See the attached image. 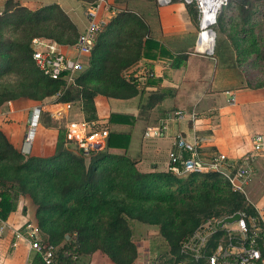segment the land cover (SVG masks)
I'll return each instance as SVG.
<instances>
[{
	"label": "trees",
	"instance_id": "1",
	"mask_svg": "<svg viewBox=\"0 0 264 264\" xmlns=\"http://www.w3.org/2000/svg\"><path fill=\"white\" fill-rule=\"evenodd\" d=\"M138 1L150 4L145 18L130 9L129 0H114V4H110L117 14L98 34L87 66L67 86L63 79L52 80L38 70L32 60L30 43L33 38L41 37L63 46L74 45L79 35L74 24L55 3L29 10L17 1L5 0L0 14V107L18 99L35 103L52 99L56 104L71 103L72 107L80 109L84 120L94 122L97 120V96L113 99L138 96L140 115L144 116L150 107L169 95L165 92L147 94L135 78H126L122 74L128 64L118 65L108 53L102 57L100 54L108 49L133 46L138 60L167 58L173 69L184 66L187 55L171 54L155 40L150 27L158 22L157 0ZM257 1L236 0L234 3L237 15L232 21L233 29L238 30V35H250L236 42L232 39L234 46L230 59L236 53L234 62L251 55L260 57L258 41L253 36L255 15L261 8ZM226 5L216 19L220 26ZM186 7L191 20L198 24L195 5L190 3ZM136 32L139 34L134 36ZM133 36L139 38L135 44L131 41ZM212 57L219 65L237 74L227 67V55L222 48L217 46ZM8 79L11 80L6 82ZM135 120L132 116L112 113L108 123L132 126ZM40 126L55 127L47 109L40 115L35 137ZM56 130L54 150L47 157L33 155L32 146L30 153L23 155L0 131V163L8 165L12 173V176H4L0 172V220L5 221L17 209L20 196L28 195L36 206L40 238L53 246L56 242L63 243L55 253L57 264H86L87 258L96 251L106 255L113 264L134 263L137 250L132 240L130 217L126 213H112L109 203L113 195L131 202L150 203L157 210L149 209L148 214L159 217L153 224L159 226L157 237L166 247L158 257L162 264H204L202 258H195L190 251L182 249L183 243L197 228L207 222L215 223L216 232L208 239L206 249L209 254L219 240L226 241L224 229L217 226L220 220L238 212L255 216L244 196L233 192L226 180L215 172L192 173L181 178L166 171L140 172L127 156L130 132L111 130L102 151L85 153L82 149H70L64 129ZM18 176L26 183L19 182ZM47 185L57 192L56 201L45 202L38 198V191ZM56 209L60 214L77 212L81 223L57 232L51 230L47 213ZM67 233L70 237L64 242ZM29 264H43L40 255L35 253Z\"/></svg>",
	"mask_w": 264,
	"mask_h": 264
},
{
	"label": "crops",
	"instance_id": "2",
	"mask_svg": "<svg viewBox=\"0 0 264 264\" xmlns=\"http://www.w3.org/2000/svg\"><path fill=\"white\" fill-rule=\"evenodd\" d=\"M4 2L0 0V14L4 9ZM90 2L19 0L20 5L29 10L57 4L79 34L87 25L84 11ZM108 2L114 4V0ZM157 5L158 22L152 23L150 27L155 40L171 54L187 55L185 64L173 69L167 58L140 59L139 65L132 71L135 75L132 76L137 78L140 88L147 94L165 92L169 96L150 107L144 116L140 115L138 96L130 99H105L97 96V120L94 123L110 131L130 132L127 156L143 173L166 171L167 155L178 133H182L187 139H191L195 134L201 137V154L205 158L215 153H223L229 159L238 160L250 150L251 136L264 133V86H236V82L232 80L237 76H233L232 71L220 67L212 55L195 51L198 28L191 20L187 4L174 0L165 5ZM61 47L68 55L75 52L73 45ZM37 105L31 100L18 99L0 107V131L18 150L21 149L31 111ZM175 110L195 113L197 119L194 125L189 116L181 119L167 118L168 114ZM112 113L132 116L136 120L132 126L127 123L111 125L108 118ZM74 119H83L80 109H76ZM161 121L165 127L161 137H144L148 127ZM51 129L40 126L32 145L33 155L47 157L53 153L57 130H53V138L50 139L48 136L51 135ZM259 163L263 162H255L254 177L259 170ZM254 177L248 187V197L255 215L264 220V193L260 194L257 178ZM35 222L29 213L23 214L22 205H17V209L10 213L5 221L0 220V264H29L35 252L29 249L24 240H19L15 248L11 247V243L17 229H22L27 223L35 225ZM222 228L225 233L230 232L238 237L235 224L224 225ZM86 264L113 263L106 255L96 251L87 258Z\"/></svg>",
	"mask_w": 264,
	"mask_h": 264
},
{
	"label": "built area",
	"instance_id": "3",
	"mask_svg": "<svg viewBox=\"0 0 264 264\" xmlns=\"http://www.w3.org/2000/svg\"><path fill=\"white\" fill-rule=\"evenodd\" d=\"M172 0H157L159 5H165ZM185 4L193 3L197 9L199 31L197 33L196 49L203 32L210 31L202 28L203 5L205 0H181ZM226 0L222 2L224 5ZM108 0H94L85 6L84 16L87 20L85 29L78 35L73 45L74 54L65 53L58 43L53 40L35 37L31 40L32 60L38 70L52 80L63 79L66 85L73 83L76 74L83 69L82 57L89 56L98 34L107 26L108 21L115 16ZM216 22V16L213 24ZM204 30V31H203ZM210 52V51H208ZM206 53L212 55L207 52ZM71 103L57 104L51 114L52 117L67 119L64 125L65 140L74 144L85 153L89 151H102L108 137L106 127H98L94 122L84 119H70L68 114L72 110ZM41 115L40 106H35L28 120V125L23 138L21 153L28 155L35 138ZM184 116L194 122L197 117L193 112L186 113L175 110L167 118L181 119ZM165 127L159 124L148 127L144 137L154 139L161 137ZM250 150L238 160L229 159L223 153H215L210 157H203V139L193 135L187 139L182 133L174 137L173 147L167 155L166 172L175 177H186L192 173L215 172L223 177L233 192L244 196L251 205L248 197V187L255 174V162L264 163V133H255L250 139ZM240 219L236 225V235L226 233V241L219 240L216 247L207 254L208 239L216 232L215 223L207 222L201 225L196 234L183 243L182 249L190 251L195 258H202L204 264H264V220L255 216H248L246 212H238ZM1 233V232H0ZM1 236V234H0ZM19 240H24L29 249L38 253L43 264H57L55 247L40 238L37 225L27 223L22 229L14 232V241L11 247L15 248Z\"/></svg>",
	"mask_w": 264,
	"mask_h": 264
},
{
	"label": "rangeland",
	"instance_id": "4",
	"mask_svg": "<svg viewBox=\"0 0 264 264\" xmlns=\"http://www.w3.org/2000/svg\"><path fill=\"white\" fill-rule=\"evenodd\" d=\"M5 1V0H4ZM19 3V0H14ZM174 1V0H172ZM175 1H181V0H175ZM249 2H255L256 0H248ZM183 2V1H181ZM234 3H236V0H226L224 5H221L216 13V19L219 16L220 11H222V7H224L226 4V9H224V12L222 14V24L221 26L217 24L216 22L211 25L210 29L212 30L214 34V42H213V48H212V54L217 46L219 48H222V52L224 55H227V67L232 68L234 71H237V75L232 72L233 76H237L236 79H233L232 81L236 82V86H256L260 84H264V1L258 0L257 4L260 5V11H258L255 15V30H254V38L258 41V50L260 53V57H257L255 55L249 56L247 59L234 62L233 59L236 57V53L233 54L232 58L230 59V56L232 55V48L234 46L233 40L236 42L239 40V38H242L244 35L239 34L238 30H234L232 26V21L236 17V11H234ZM49 5V4H48ZM46 6V5H45ZM129 6L130 9L141 16L145 18V13L148 12V9H150V4L148 2L144 1H138V0H129ZM43 7V6H42ZM150 11V10H149ZM117 14V13H116ZM115 14V15H116ZM237 21V19H235ZM197 33L199 31V23L197 24ZM127 30V28H125ZM129 29V28H128ZM134 30H137L136 28H133ZM134 36L138 35L139 33L136 32ZM249 34V33H248ZM132 37V42L135 44L138 41V37L134 38ZM250 36V35H246ZM123 37V36H122ZM132 43V44H133ZM233 45V46H232ZM198 50V48H197ZM200 52H207L198 50ZM108 56L112 58L113 61L117 62L118 65H124L128 64L127 69L122 71V74L124 77L129 78H135L137 79L135 75L132 73L133 69L136 68L137 65H139L138 57L135 52V48L132 46L131 48H124V49H108L105 53L100 54V57L102 56ZM89 56L82 57V63L83 68L87 66ZM134 61V62H133ZM220 67H223L219 65ZM11 79H8L6 82L10 81ZM137 82V80H136ZM99 97L107 99V97L99 95ZM38 106L41 108V116L44 110H48L51 114L53 113V110L56 108V103L53 102L52 99L44 100L43 102H38ZM76 112V106H73L72 110L69 112L70 119L74 118V114ZM68 114V116H69ZM51 119L55 122V129L52 128L51 135L48 137L53 138V130H56L57 128H63L66 123L65 117L64 118H57L56 116L52 117ZM108 132L110 131L108 128H106ZM35 140V139H34ZM49 141V138H47ZM34 142V141H33ZM49 146V145H48ZM77 147L74 144L70 143V149L75 150ZM21 151V149H20ZM0 172L3 173L4 176H12V173L8 170V165H3L0 163ZM261 174V175H260ZM257 178L258 186H259V192L264 193V164L259 163V170L257 171V174L254 177ZM259 178V179H258ZM18 181L26 183L21 176H18ZM38 198L42 199L45 202H52L57 200V192L54 189H51L48 185L42 187L38 191ZM22 205V212L24 209L23 214L29 213V215L36 221L35 219V210L36 206L33 204L32 199L26 195V196H20L18 198V206ZM109 208L111 211L119 212V213H126L129 215V225L132 231V240L136 245L137 250V258L134 261L133 264H162V260L158 259L159 256H161L164 252L166 247L164 246V242L162 239H159L157 237L159 226L155 223V221L159 217H155L148 214V210L154 212L157 211L152 204L150 203H136L128 201L124 198H122L119 195H113L110 203ZM47 216L49 218L50 223V229L57 232L61 231L62 229H65L69 225L74 224H80L81 223V217L77 212H71V213H61L57 212V209L54 211H50L47 213ZM144 220H147L149 223L143 222ZM34 224V223H33ZM37 225V221L35 222ZM201 227V226H200ZM199 228H197L198 230ZM197 230L193 232V235L196 234ZM40 233V231H39ZM226 234V233H225ZM41 237V236H40ZM69 233L65 235L64 242L69 240ZM42 239V238H41ZM63 246V243L57 244L55 243L54 247L57 252L58 249H61Z\"/></svg>",
	"mask_w": 264,
	"mask_h": 264
},
{
	"label": "bare ground",
	"instance_id": "5",
	"mask_svg": "<svg viewBox=\"0 0 264 264\" xmlns=\"http://www.w3.org/2000/svg\"><path fill=\"white\" fill-rule=\"evenodd\" d=\"M224 0H205L203 5V17L201 21L202 28H209L213 25L216 13ZM204 31V30H203ZM214 42V34L211 31L203 32L200 36V42L197 45L198 50L211 51Z\"/></svg>",
	"mask_w": 264,
	"mask_h": 264
},
{
	"label": "water",
	"instance_id": "6",
	"mask_svg": "<svg viewBox=\"0 0 264 264\" xmlns=\"http://www.w3.org/2000/svg\"><path fill=\"white\" fill-rule=\"evenodd\" d=\"M210 31L212 32V30L210 29ZM213 33V32H212ZM213 48V47H212ZM195 51L198 52V50L195 48ZM212 50L210 52H207V53H211ZM240 219V214L239 213H235L233 214L232 216H229V217H225L223 218L222 220H220L218 223H217V226L220 228L224 225H232L234 224L236 221H238Z\"/></svg>",
	"mask_w": 264,
	"mask_h": 264
}]
</instances>
